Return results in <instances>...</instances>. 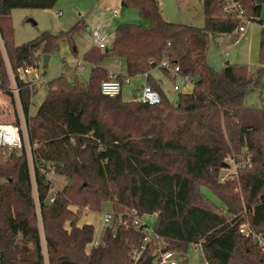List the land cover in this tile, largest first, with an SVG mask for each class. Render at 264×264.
<instances>
[{
  "label": "trees",
  "instance_id": "1",
  "mask_svg": "<svg viewBox=\"0 0 264 264\" xmlns=\"http://www.w3.org/2000/svg\"><path fill=\"white\" fill-rule=\"evenodd\" d=\"M227 1L202 0L205 22L197 26L168 21L158 0H122L148 23L119 24L110 53L125 59L129 78L145 75L160 103L103 94L101 83L110 73L98 62L108 53L93 45L84 54L92 64L89 79L60 75L48 81L47 96L31 115L34 87L21 72L38 69L45 54L86 24L44 31L18 45L12 11L51 9L58 0H0V40L20 87L34 165L33 179L24 148L0 149V264H144L163 249L187 264L189 244L202 248L207 264H264V107L245 102L247 90L264 76V26L256 72L239 64L220 71L210 66V38L241 32L246 23L224 10ZM235 1L248 22L264 25V0ZM174 66L179 70L172 75ZM155 69L189 79L193 89L170 101L152 76ZM0 88L9 89L1 44ZM232 165L235 172L223 177ZM51 166L67 179L61 189L47 175ZM202 185L223 207L203 195ZM108 201L112 221L102 241L87 250L95 227L80 224L81 217ZM146 215L156 217L152 227L133 224L134 216L144 221ZM242 224L262 240L241 233Z\"/></svg>",
  "mask_w": 264,
  "mask_h": 264
},
{
  "label": "rangeland",
  "instance_id": "2",
  "mask_svg": "<svg viewBox=\"0 0 264 264\" xmlns=\"http://www.w3.org/2000/svg\"><path fill=\"white\" fill-rule=\"evenodd\" d=\"M159 2L163 16L168 21L204 26L205 19L202 0H159ZM121 7L122 5H118L117 0H58L57 4L51 9L19 8L12 11L14 40L18 45L34 39L44 31H51L53 33L65 32L71 30L78 21L81 23L85 22L86 24L83 31L80 34L74 35L73 39L64 38L60 42L58 49L51 55L49 54L47 65L44 64V56L42 57L37 69L41 80H34V92L30 107L31 115L37 112L39 106L45 100L48 93V81L60 75H65L71 81H86L89 79L92 64L84 61V54L94 45L90 34L92 30L98 29L101 33H107L109 37H112L115 30H113V27L116 28L122 23L121 20L132 13L135 19H131L127 23L146 24V20L140 17L137 9L122 7L121 13ZM114 9L120 10V13L115 15ZM57 10H62L61 16L57 15ZM31 20L37 24H34ZM263 26L258 22L246 21V30L244 32L236 30L231 34L226 33L212 36L207 57L209 65L220 71L229 62V64L245 65L249 68L250 72H256L260 66L259 47ZM103 52L108 54H105L98 64L107 68L109 73H114L130 80L123 85V100L137 99L139 90L146 82V76L139 75L129 78L125 59L111 54L109 47L105 48ZM2 55L8 71L9 89L0 88V121L12 122L23 127L26 133L24 150L27 159L30 160V168L34 179V165L26 118L23 113L20 97L18 99L12 91L14 84L13 72L6 50L3 48V43ZM22 75L21 72V77H23ZM152 76L156 81L160 82L163 91L169 100L174 103L178 100L180 93L190 92L193 89V83L189 79H185L179 75L171 78L163 74L161 70L155 69ZM175 85L180 87L178 91L174 89ZM245 102L247 105L256 108L264 107V76L256 88L247 90ZM227 161L232 163L230 159ZM234 169L235 165H232L231 168L222 172V176L225 178L230 177L235 172ZM48 176L53 180L55 190L61 189L67 181L66 177L55 172L49 173ZM200 190L211 202L215 203L218 207H223L222 202L209 186L202 185ZM112 209V203L108 201L103 204L100 211L84 210L80 224L91 223L95 227L93 241L87 246V250L94 244L102 241L104 231L109 224L105 221V218ZM144 222L152 227L156 222V217L154 215H146ZM40 228L43 234L41 223ZM187 257V264H207L203 250L198 245H188ZM176 259L177 261L182 260L180 257H176ZM153 264H169V262L160 261V255H158Z\"/></svg>",
  "mask_w": 264,
  "mask_h": 264
},
{
  "label": "built area",
  "instance_id": "3",
  "mask_svg": "<svg viewBox=\"0 0 264 264\" xmlns=\"http://www.w3.org/2000/svg\"><path fill=\"white\" fill-rule=\"evenodd\" d=\"M224 10L226 12H229L232 14L233 12L236 13L237 16H242L246 21L247 18H245V11L240 7L239 3H237L235 0H228L227 4L224 7ZM57 15H61L62 11L57 10L56 11ZM119 13L118 9L114 10V14L117 15ZM240 31L243 32L246 28L244 26H240ZM91 36L93 37V40L95 41V45L100 47L101 49H105L110 47V37L106 33H101L98 29H94L91 31ZM0 44L2 46V41L0 40ZM12 70V69H11ZM179 70L178 66H174L171 68V74L175 75ZM13 72V71H12ZM23 77L28 78L30 80V87H34V80H41L39 76V72L37 69H33L30 67H26L23 69ZM13 78H14V84L12 86V91L15 94L16 97H20V87L18 86V83L16 81L15 74L13 73ZM129 79L121 78L119 75H115L114 73H110L109 78L105 79L101 83V91L103 94L114 97L116 95H119L123 91V85L126 82H129ZM175 90H179L180 87L178 85L174 86ZM137 100L143 103L147 104H158L161 101L160 94L157 90L152 88L151 85L145 83L141 89L138 92V97ZM28 130V128H27ZM25 131L23 127L18 126L15 123L12 122H1L0 121V149L5 150V152H12L14 150H19L23 149L25 146ZM29 138V134H28ZM30 142V141H29ZM31 147V145H30ZM28 152V151H27ZM31 154H32V149H31ZM29 156V155H28ZM32 156V155H31ZM29 165H30V160ZM31 166V165H30ZM31 171V168H30ZM55 172V167L51 166L50 170L47 172V175L49 173ZM31 174L32 171H31ZM50 178V177H49ZM33 194L36 202L38 203V190L36 183L34 181L33 183ZM55 199V192L51 195L50 201L53 202ZM119 220H122V217L119 216ZM105 221L110 223L112 221V215L108 214V216L105 218ZM144 223V221L140 217H133V224L141 227V225ZM240 232L244 233L246 235H250L252 232L248 228L247 224H242L240 227ZM252 235L256 239L262 240L261 234L257 233H252ZM153 236L152 232H149L147 236L145 237V241L149 240ZM140 258V252L135 251V261H138ZM160 259L162 262H169V264H177L178 261L176 259V255L173 253V251H168L166 250L165 252L161 253Z\"/></svg>",
  "mask_w": 264,
  "mask_h": 264
},
{
  "label": "crops",
  "instance_id": "4",
  "mask_svg": "<svg viewBox=\"0 0 264 264\" xmlns=\"http://www.w3.org/2000/svg\"><path fill=\"white\" fill-rule=\"evenodd\" d=\"M159 1V0H158ZM117 3H118V5H122V0H117ZM159 4H160V2H159ZM161 7V6H160ZM115 10V9H114ZM121 13H122V7H121ZM120 10H119V13H120ZM60 11H62V10H60ZM163 14V13H162ZM62 15V14H61ZM60 15V16H61ZM131 19L133 20V19H135V17H134V15H133V13L132 14H128L123 20H121V22L122 23H127V22H129V21H131ZM146 23H148L147 22V20H146ZM114 29H116V28H114L113 27V30ZM246 30V29H245ZM244 30V31H245ZM243 31V32H244ZM114 32H115V30H114ZM91 34V33H90ZM107 34V33H106ZM113 36H114V33H113V35H112V37H110V42H112V40H113ZM91 39H93V37L91 36ZM93 41V43H94V45H95V41L94 40H92ZM146 83V82H145ZM110 213V212H109Z\"/></svg>",
  "mask_w": 264,
  "mask_h": 264
},
{
  "label": "water",
  "instance_id": "5",
  "mask_svg": "<svg viewBox=\"0 0 264 264\" xmlns=\"http://www.w3.org/2000/svg\"><path fill=\"white\" fill-rule=\"evenodd\" d=\"M34 24H37L35 21H33V20H31ZM44 59V64L45 65H47L48 64V59H49V54H45L44 55V57H43ZM229 62H227V64H228ZM166 251V249H163L161 252L163 253V252H165ZM154 263V256H149L146 260H145V262H144V264H153Z\"/></svg>",
  "mask_w": 264,
  "mask_h": 264
}]
</instances>
